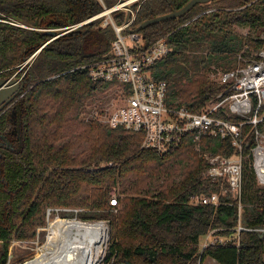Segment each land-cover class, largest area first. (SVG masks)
<instances>
[{
	"label": "trees",
	"instance_id": "trees-1",
	"mask_svg": "<svg viewBox=\"0 0 264 264\" xmlns=\"http://www.w3.org/2000/svg\"><path fill=\"white\" fill-rule=\"evenodd\" d=\"M189 1L146 0L135 24L179 10ZM102 9L98 0H0V18L16 22L0 20V77H12L48 42L18 72V78L27 72L25 87L0 114V264H10L11 244L38 239L39 230L48 226L50 208L84 209L59 211L63 218H110L113 241L106 264H200L208 256L219 264H264V231L255 230L264 228V185L253 167L252 125L242 126L239 200L223 192L225 184L204 175L206 153L239 152L230 137L204 136L197 149L187 134L160 154L143 146L142 133L100 121L96 113L105 111L102 105L81 118L90 99L111 85L78 67L106 56L115 31L96 20L50 40ZM241 26L249 32H241ZM263 33L264 0H210L140 31L147 46L169 35L171 51L153 73L168 84L169 106L194 112L228 93L229 84L221 83L218 73L260 59ZM218 115L240 120L226 116L222 108ZM213 191L221 195L217 205L190 202L194 194ZM239 220L253 229L241 232L239 248L231 242L201 252L203 235L215 228L231 234Z\"/></svg>",
	"mask_w": 264,
	"mask_h": 264
},
{
	"label": "built area",
	"instance_id": "built-area-1",
	"mask_svg": "<svg viewBox=\"0 0 264 264\" xmlns=\"http://www.w3.org/2000/svg\"><path fill=\"white\" fill-rule=\"evenodd\" d=\"M98 1L103 7L99 13L63 28L57 36L96 20H100V27L111 26L114 29L115 38L110 52L99 60L78 67L88 68L93 80L108 82L120 90L123 103L105 113H96L100 121L111 127H123L142 133L143 146L160 154H165L171 147L180 144L187 134L194 137L197 149L204 136L221 139L230 137L239 152L230 156L206 153L209 166L204 175L222 186L225 184L223 192L228 191L239 200L243 181L242 126L250 124L254 127L256 140L252 148L253 167L258 182L264 185V48L259 52L260 59H250L234 70L218 73V80L229 84L225 91L228 93L219 102L201 112H194L183 106L171 107L167 103V82L157 79L153 73L155 64L171 51L169 35L161 36L147 46L140 32L136 31L137 14L146 0H116L113 4L108 0ZM260 37L264 39V33ZM35 54L30 57L31 61ZM24 67L23 64L12 77L18 78V72ZM219 108L224 110L226 116L238 117L240 120L219 116ZM190 202L195 205H217L221 202V195L217 191L197 193L191 196ZM111 204L116 205V199H112ZM238 204L241 214L243 206L240 201ZM55 210L57 208L48 209L47 219ZM224 230L215 228L203 235L199 241L201 252L210 246L231 242L239 248L241 232L253 229L243 226L239 220L233 233L224 234ZM255 230L264 231V228ZM15 243L21 244L19 241Z\"/></svg>",
	"mask_w": 264,
	"mask_h": 264
},
{
	"label": "bare ground",
	"instance_id": "bare-ground-1",
	"mask_svg": "<svg viewBox=\"0 0 264 264\" xmlns=\"http://www.w3.org/2000/svg\"><path fill=\"white\" fill-rule=\"evenodd\" d=\"M107 236L108 227L103 221L73 219L59 223L50 246L43 247L42 253L28 264H99Z\"/></svg>",
	"mask_w": 264,
	"mask_h": 264
},
{
	"label": "rangeland",
	"instance_id": "rangeland-1",
	"mask_svg": "<svg viewBox=\"0 0 264 264\" xmlns=\"http://www.w3.org/2000/svg\"><path fill=\"white\" fill-rule=\"evenodd\" d=\"M239 30L243 33H247L249 31L248 27H240ZM123 103V98L120 93V90L118 87L111 85L109 88L102 93H98L90 99V102L88 103V106L86 108V111L83 112L81 118H88L95 110L101 109V105L104 107V113L111 110L114 107H117ZM101 116V115H99ZM85 146H81L77 150L80 151ZM115 199V198H113ZM59 211H75V212H81L84 211V209H73V208H62L57 209L55 212L51 213L48 217V226L43 227L39 230V236L38 239L34 242H24V243H13L10 246L11 249V257H10V264H28L29 262L36 259L41 253L42 248H47L50 246V244L54 240L55 235V228L59 223L67 222L73 219L76 220H83L86 222H95V221H103L108 227V236L107 241L105 243V252L102 257V260L99 262V264H106V257L108 255V251L110 248V244L112 243V221L110 218H102L98 220H84L80 218L79 216H74L72 218H63ZM116 211V210H114ZM48 231V237H47V243H44L46 240V234ZM202 241V240H201ZM43 245V246H42ZM39 249V254H38ZM114 263V261L112 262ZM116 263V261H115ZM201 264H219L215 259L208 256L205 257L204 261Z\"/></svg>",
	"mask_w": 264,
	"mask_h": 264
},
{
	"label": "water",
	"instance_id": "water-1",
	"mask_svg": "<svg viewBox=\"0 0 264 264\" xmlns=\"http://www.w3.org/2000/svg\"><path fill=\"white\" fill-rule=\"evenodd\" d=\"M208 1L210 0H190L185 6H183L179 10H175L173 12L160 15L144 21L140 26L137 27L136 31L140 32L141 29L153 23L182 16L186 14L196 4L206 3ZM57 37L59 36H55L52 40L56 39ZM47 43L48 42L43 43L41 48H39L38 51L36 52L35 56ZM30 61H31L30 58L25 59L24 66L28 67ZM26 73L27 72L23 74L21 79L15 77H0V114L3 113L7 108H9L14 103V101L17 99L18 95L20 94L21 90L25 87L24 78L26 77Z\"/></svg>",
	"mask_w": 264,
	"mask_h": 264
}]
</instances>
